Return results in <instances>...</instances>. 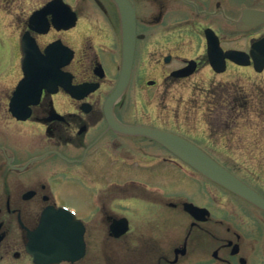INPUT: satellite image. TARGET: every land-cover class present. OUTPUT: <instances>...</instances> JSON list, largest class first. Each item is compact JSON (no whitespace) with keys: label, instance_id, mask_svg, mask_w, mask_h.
Returning a JSON list of instances; mask_svg holds the SVG:
<instances>
[{"label":"flooded vegetation","instance_id":"flooded-vegetation-1","mask_svg":"<svg viewBox=\"0 0 264 264\" xmlns=\"http://www.w3.org/2000/svg\"><path fill=\"white\" fill-rule=\"evenodd\" d=\"M118 2L136 42L111 107ZM217 77L223 110L196 114L211 97L185 92ZM106 110L223 150V167L264 197V0H0V264L29 263L28 233L60 207L86 248L61 264H264L263 210L224 188L213 206L211 182L159 143L117 133Z\"/></svg>","mask_w":264,"mask_h":264},{"label":"water","instance_id":"water-1","mask_svg":"<svg viewBox=\"0 0 264 264\" xmlns=\"http://www.w3.org/2000/svg\"><path fill=\"white\" fill-rule=\"evenodd\" d=\"M152 135L161 143L165 144L169 149L178 154L181 159H184L192 167L206 176V178L211 179L264 210V199L262 197L257 195L248 186H245L244 183L235 178L233 175H230L229 172L201 151L200 148H196L189 142L181 139L180 137L178 138L175 135H168L158 131H152ZM51 247L53 249L52 253L55 254V256L62 257L60 255H62L63 252H59L58 246L53 245ZM43 248H47V246L43 245ZM33 249L32 254L34 257L37 259H44V252L41 251L39 247L34 246Z\"/></svg>","mask_w":264,"mask_h":264},{"label":"rangeland","instance_id":"rangeland-1","mask_svg":"<svg viewBox=\"0 0 264 264\" xmlns=\"http://www.w3.org/2000/svg\"><path fill=\"white\" fill-rule=\"evenodd\" d=\"M214 85V84H213ZM213 85H211V86H213ZM210 86V85H209ZM210 86V87H211ZM207 87V89L209 88L208 86H206ZM203 88V87H202ZM212 88V87H211ZM206 92H203V90H201V92H196L195 94L197 95V94H205ZM208 93H209V91H208ZM173 104H169L168 105V107L170 108L171 106H172ZM173 106H176V104H174ZM219 140L220 139H218L217 137H215V141H216V143H218L219 142ZM214 154H216V152L214 153ZM212 191H213V195H214V193H216L215 192V190L214 189H212Z\"/></svg>","mask_w":264,"mask_h":264}]
</instances>
